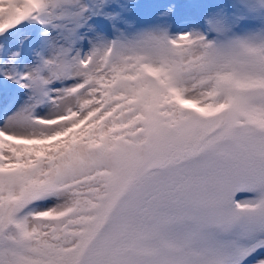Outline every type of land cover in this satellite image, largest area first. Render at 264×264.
I'll return each instance as SVG.
<instances>
[{
  "label": "snow or ice",
  "instance_id": "obj_1",
  "mask_svg": "<svg viewBox=\"0 0 264 264\" xmlns=\"http://www.w3.org/2000/svg\"><path fill=\"white\" fill-rule=\"evenodd\" d=\"M0 264H264V0H0Z\"/></svg>",
  "mask_w": 264,
  "mask_h": 264
},
{
  "label": "rangeland",
  "instance_id": "obj_2",
  "mask_svg": "<svg viewBox=\"0 0 264 264\" xmlns=\"http://www.w3.org/2000/svg\"><path fill=\"white\" fill-rule=\"evenodd\" d=\"M178 2H182V0H178Z\"/></svg>",
  "mask_w": 264,
  "mask_h": 264
}]
</instances>
